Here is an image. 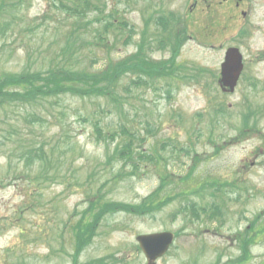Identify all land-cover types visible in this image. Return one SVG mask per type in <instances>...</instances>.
<instances>
[{"label":"rangeland","instance_id":"1","mask_svg":"<svg viewBox=\"0 0 264 264\" xmlns=\"http://www.w3.org/2000/svg\"><path fill=\"white\" fill-rule=\"evenodd\" d=\"M104 2L117 5L120 16L139 35L144 18L151 15L155 4L159 3L158 0ZM192 3L193 0H165L160 10L185 15L193 36L182 48L179 62L207 69L209 73L195 81L189 80L188 84L181 83L169 99L160 86L150 90L135 88L130 86L128 77L123 79L120 85L122 114L112 109V113L99 118L105 131L111 134L108 141L97 139L89 123H84L79 115L96 110L94 99L66 97L60 100L67 112L63 131L53 119H44L30 129L27 122H18L15 114L10 119L2 116L0 264H72V255L77 264H146L143 254L136 250L135 237L161 231H170L176 237L170 251L157 264H264V239L256 245L235 241L245 236L250 221L264 212V153L255 159L261 149L260 139L250 134L236 141V130L247 110L252 113V123L258 111L256 124L264 134V58L261 56L264 53V0H199L191 11L194 13L188 16L187 5ZM234 3L240 5L234 7ZM106 10L110 11L109 6ZM20 11L24 21L18 22L23 31L8 36L0 47V70L18 71L23 65L28 70H45L49 65H57L62 41L55 29L61 23L59 14L46 0H30ZM135 30L130 43L121 45L117 35L110 51L97 50V56L82 59L81 66L98 70L108 60L126 58L135 51L139 39ZM230 46L238 47L246 62L241 85L232 95L222 94L213 78L218 75L225 50ZM167 55L168 52L156 51L153 57L161 59ZM220 104L226 108L224 111L220 110ZM49 114L52 117L55 112L50 110ZM218 119L221 121L217 122ZM9 123L18 125L17 133L26 147L28 143H39L52 149L53 162L57 164V170L53 166L44 168L47 174L41 176L42 189L34 202L36 208L30 207L26 214L19 206V190L8 178L13 176L14 169L21 168L15 148L18 136L15 134L8 139L10 133L14 134L7 126ZM121 126L138 130L146 138L138 152L141 158L135 160L136 169L123 168L110 159L119 144V139L114 137L121 133ZM149 128L154 130L149 132ZM154 150L159 157L157 164L146 163L142 157ZM7 158L13 165L10 173ZM190 169L194 171L193 178L206 182L205 195L175 199L179 192L170 184L165 190L171 197L164 201L161 212L145 217L124 213L110 215L97 229L92 244L79 253L74 252L70 235L67 231L63 233L62 225L64 222L73 225L72 214L86 209L89 190L95 192L107 179L122 172L118 183L107 184L102 193L116 201L114 203H138L157 188L158 172L167 170L175 177H182ZM6 178L8 180L1 183ZM214 182L227 184L222 188L221 199L216 198ZM232 183L234 188L227 187ZM208 190L216 197L207 195ZM212 202L223 208L220 218L210 219L201 211V208L209 209ZM190 203L197 205L193 215L196 210L198 219L186 210Z\"/></svg>","mask_w":264,"mask_h":264},{"label":"trees","instance_id":"2","mask_svg":"<svg viewBox=\"0 0 264 264\" xmlns=\"http://www.w3.org/2000/svg\"><path fill=\"white\" fill-rule=\"evenodd\" d=\"M29 1L0 0V47L8 36L16 31H23L19 22L23 23L24 14L20 9ZM46 1L59 14L61 22L55 28L59 35L58 38L62 40L58 52L59 61L57 65H49L45 70H28L24 69V65L18 71L0 70V119L2 116L10 119L15 114L14 118L21 123L27 122L30 129L44 119L46 121L53 119L63 131L67 112L63 109L60 100L66 97L76 100L94 99L97 101L96 110L79 115L84 123H89L97 139H106L111 134L109 131H105L99 118L101 115L112 113V109L115 113L122 114L123 103L120 85L123 79L128 77L130 86L135 88H148L159 81L186 78L184 75V77L180 76L186 67L177 61L185 35H187L186 27L181 19L176 26L169 28L166 26L168 20L163 13L155 14L151 18L149 16L144 20L145 26L140 32V39L134 53L119 61L108 60L98 70H90L81 66V60L87 59V56H97L99 49L110 51L115 46L117 35L119 42L123 40V45L130 43L133 38L132 25L120 16L117 5L108 12L106 10L107 2L104 0ZM90 15L92 16L89 17ZM152 20L155 21V26L153 32L150 33L148 25ZM28 30L34 31V29ZM153 44L168 50L169 58L165 60L152 59L147 50H150ZM204 71V69L200 70V72ZM169 86L167 85V87ZM170 92L171 90L168 89V96ZM50 110L55 112L52 117L49 114ZM243 124L246 125L244 122ZM7 126L14 132V134H9V140L16 136L15 134L18 136L15 148L17 156H19L18 165H21V168L14 169V174L10 176V179L16 183L13 186L19 189L21 197L24 198V214H26L33 206L34 201L29 205L25 201L39 195L41 176L47 174L44 168L53 166L57 170V164L55 165L53 162L54 152L52 149H46V146L39 143H28L26 147L21 136L17 133L18 125L9 123ZM247 128L245 126L242 134H245ZM135 132L137 130L121 126L123 136L130 137V133ZM149 132H152L151 128H149ZM254 134L258 135V131H255ZM262 141L264 148L263 135ZM120 147L122 150L117 157L128 160L131 164L133 162L131 161L133 160L131 151L135 150L130 141L122 140ZM120 151H116V153ZM7 163L8 173H10L11 166H13L11 159L7 158ZM116 178L114 177L112 182ZM167 178L168 176L164 175L162 182H165ZM190 179L194 178L189 175L178 180L180 185L178 184L177 187H181L180 194H183L185 185L187 186ZM192 183L195 184L193 189L202 187L200 181L193 180ZM161 196V190L158 189L143 198L140 203L118 204L112 203L110 200L104 201L102 197L91 194L89 198H93V200L89 203L90 205L80 215L72 214L71 218H76L73 225L68 223L65 225L70 228V234L74 239V252L79 253L92 244L103 216L118 212L136 216L151 215L164 208V196L160 201ZM38 229L41 231L40 228ZM263 239L264 213L255 217L246 229L245 236L239 237L237 242H242L243 245H256ZM71 259L72 264H77L75 256L72 255Z\"/></svg>","mask_w":264,"mask_h":264},{"label":"water","instance_id":"3","mask_svg":"<svg viewBox=\"0 0 264 264\" xmlns=\"http://www.w3.org/2000/svg\"><path fill=\"white\" fill-rule=\"evenodd\" d=\"M241 56L237 49H229L226 52L225 62L222 65V80L223 85L231 86L233 90L234 83L238 78L241 70ZM173 236L171 233H157L150 235H140L136 238L142 251L144 252L148 264H154L157 258L161 257L168 250Z\"/></svg>","mask_w":264,"mask_h":264}]
</instances>
